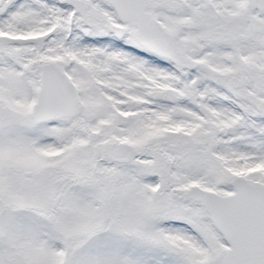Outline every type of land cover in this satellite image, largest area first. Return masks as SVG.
<instances>
[{
	"label": "snow or ice",
	"instance_id": "obj_1",
	"mask_svg": "<svg viewBox=\"0 0 264 264\" xmlns=\"http://www.w3.org/2000/svg\"><path fill=\"white\" fill-rule=\"evenodd\" d=\"M0 264H264V0H0Z\"/></svg>",
	"mask_w": 264,
	"mask_h": 264
}]
</instances>
